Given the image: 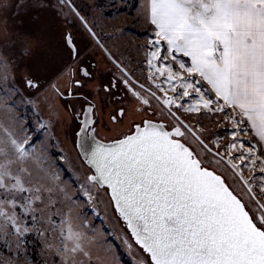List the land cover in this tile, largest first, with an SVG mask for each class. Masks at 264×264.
<instances>
[{"label":"snow or ice","instance_id":"1","mask_svg":"<svg viewBox=\"0 0 264 264\" xmlns=\"http://www.w3.org/2000/svg\"><path fill=\"white\" fill-rule=\"evenodd\" d=\"M65 8L113 65L110 79L95 81L73 33H64L62 47L77 67L58 94L79 118L75 147L87 172L73 196L61 174L64 157L38 146L23 117L0 121V243L15 255L26 236L51 233L63 264H75L77 255L91 264L85 233L62 209L70 211L77 199L106 200L146 254L139 264H264V0H149L156 30L143 61L146 82L128 67L137 64L132 50L115 55L74 0H57L61 18L73 22ZM9 69L0 53L4 112L15 107L14 99L5 101L19 95ZM20 83L40 87L35 78ZM101 93L118 106L114 123L125 115L120 105L133 100L152 118L104 142L90 102ZM73 99L84 101L78 112ZM220 116L231 125L225 144L205 137L200 119Z\"/></svg>","mask_w":264,"mask_h":264},{"label":"rangeland","instance_id":"2","mask_svg":"<svg viewBox=\"0 0 264 264\" xmlns=\"http://www.w3.org/2000/svg\"><path fill=\"white\" fill-rule=\"evenodd\" d=\"M74 3L81 15L85 16L90 24L96 25L95 31L109 51L117 56L127 57L129 50H132V57L137 64L128 67L135 68V76L146 82L148 73L144 70L143 61L148 41L155 37L151 27L145 26L137 17L135 8L132 14L130 13L132 1L74 0ZM64 12L69 14L73 22H65L61 18L57 11V0H0V53L8 59L9 71L18 82L16 87L19 91V95L5 101L11 103L14 99L15 107L8 112L0 111V121L6 122L10 115L23 117L21 124L28 125L27 133L36 138L38 146L45 145L56 160H60L62 155V178L67 190L75 196L77 189L73 184L82 179L87 169L75 147L78 123L68 110V102L62 100L58 94L69 87L71 72L73 74L77 67L62 47L64 33H73L77 46L82 50V62L90 66L95 81L96 76H110L113 65L105 58L104 52L83 32L75 16L67 8ZM25 50L28 52L27 56L22 55ZM33 78L39 80V89H24L20 82ZM3 85L4 81L0 80V87ZM87 87L91 89L92 85ZM0 96H3V92H0ZM94 98L98 99L97 134L103 140H112L119 131L125 130L129 120L137 118L133 105H129L127 112L130 114L125 119L126 123H111L109 116L112 115L114 107L100 105L99 103H103L102 97ZM143 114L148 115L145 112ZM185 119L194 124L196 117L186 115ZM200 119L206 129L203 133L205 137L219 138L221 144L230 141L228 133L231 131V125L223 116L219 119ZM41 123L46 127L41 129ZM227 179L228 183H231V177ZM81 212L84 214L79 215ZM62 213L70 214L74 229L85 233L83 244L91 254V264H139L145 259L146 254L135 245L106 200L103 203L88 205L77 199L70 211L64 206ZM56 219L58 223L59 217ZM85 222L86 228L81 226ZM24 239L23 252H17L15 255L14 248L9 251L0 243V264L5 261L7 264H63V257L56 251L59 242L53 234L50 233L45 239L33 232ZM128 245H132L131 249ZM75 264H88V260L77 255Z\"/></svg>","mask_w":264,"mask_h":264},{"label":"flooded vegetation","instance_id":"3","mask_svg":"<svg viewBox=\"0 0 264 264\" xmlns=\"http://www.w3.org/2000/svg\"><path fill=\"white\" fill-rule=\"evenodd\" d=\"M106 48V47H105ZM92 65L94 66L95 64L94 63H92ZM72 70V69H71ZM70 76H72V72H71V75ZM136 78H137V76H135ZM108 79H110V76L108 75V76H96V81H99V82H105V81H107ZM138 79V78H137ZM139 80V79H138ZM141 82H144V81H142V80H140ZM70 85L71 84H69V87H70ZM68 87V88H69ZM66 90V89H65ZM103 94V93H102ZM100 95L99 97H102L103 98V103H99L100 105H102V104H104V105H110V106H113L114 108H113V113H112V115H114L115 114V109L118 107L117 105H115V104H113L110 100H107V99H105L104 98V95ZM158 95H159V93H157ZM95 97V96H94ZM94 97H92V99H91V103L92 104H94L95 105V119H96V121L98 122V114H99V112H98V108H97V106H98V99L97 100H95V98ZM99 97H97V98H99ZM62 99V98H61ZM62 100H64V99H62ZM102 100V99H101ZM64 101H66V100H64ZM134 101V100H133ZM131 101V102H125L123 105H120V106H122V107H124L125 108V110H126V112H125V115L122 117V118H119V120H118V122H116V123H114V122H112V120H111V117H112V115H110L109 116V118H110V121H111V123H114V124H122V122L123 123H126V121H125V119H126V117H128L127 115L128 114H130L129 112H127V109H128V106L129 105H133V107H134V111L136 112V114H137V118H133V119H131V120H129L128 121V124H127V126L126 127H124L125 128V130L123 129V130H121V131H119L118 132V134H117V136L115 137V138H113V139H117V138H120V137H122L124 134H126L131 128H132V126L134 125V124H140L141 123V121L142 120H144V119H149V118H152L151 117V115H150V113H147L148 115H144L143 114V110L140 108V106L134 101ZM68 102V101H67ZM101 102V101H100ZM69 103V102H68ZM75 108H76V110H77V112L79 111V108H80V105L81 104H83L84 103V101H82V100H77V99H73L71 102H70ZM68 110L70 111V112H72V110H71V108H69L68 107ZM72 114H73V112H72ZM74 115V114H73ZM73 119L75 120V122L76 123H79V118L78 117H73ZM158 119V118H157ZM96 128H97V124H96ZM101 139V138H100ZM112 139V140H113ZM103 140V139H102ZM106 141V140H105ZM108 141V140H107Z\"/></svg>","mask_w":264,"mask_h":264},{"label":"crops","instance_id":"4","mask_svg":"<svg viewBox=\"0 0 264 264\" xmlns=\"http://www.w3.org/2000/svg\"><path fill=\"white\" fill-rule=\"evenodd\" d=\"M148 3L149 0H139L137 7L135 8V13L138 18L143 22V24L146 26L148 25L151 27V30L155 34V27L149 22L148 19Z\"/></svg>","mask_w":264,"mask_h":264},{"label":"trees","instance_id":"5","mask_svg":"<svg viewBox=\"0 0 264 264\" xmlns=\"http://www.w3.org/2000/svg\"><path fill=\"white\" fill-rule=\"evenodd\" d=\"M131 1H132V3H131L132 7H131V11H130V13L132 14V10H133L134 8H136V6H137L139 0H131Z\"/></svg>","mask_w":264,"mask_h":264},{"label":"water","instance_id":"6","mask_svg":"<svg viewBox=\"0 0 264 264\" xmlns=\"http://www.w3.org/2000/svg\"><path fill=\"white\" fill-rule=\"evenodd\" d=\"M99 138V137H98ZM121 138V137H120ZM100 139V138H99ZM118 139V138H117ZM102 140V139H101ZM113 140H115V139H113ZM113 140H109V141H105V140H102V141H104V142H111V141H113ZM77 150V149H76ZM77 152H78V150H77ZM122 223H123V221H121ZM123 225H124V223H123ZM125 226V225H124ZM125 228H126V226H125ZM127 230V229H126ZM129 233V232H128ZM129 235H130V237H131V234L129 233ZM132 239V238H131ZM133 240V239H132ZM133 242H134V240H133Z\"/></svg>","mask_w":264,"mask_h":264}]
</instances>
